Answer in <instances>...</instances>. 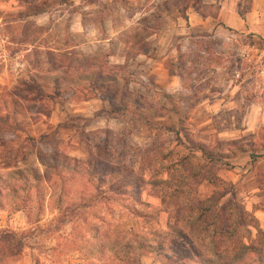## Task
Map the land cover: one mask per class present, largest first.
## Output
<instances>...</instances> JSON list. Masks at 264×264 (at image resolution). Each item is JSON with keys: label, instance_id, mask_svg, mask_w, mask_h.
I'll return each instance as SVG.
<instances>
[{"label": "rangeland", "instance_id": "374dc122", "mask_svg": "<svg viewBox=\"0 0 264 264\" xmlns=\"http://www.w3.org/2000/svg\"><path fill=\"white\" fill-rule=\"evenodd\" d=\"M38 4L42 13L28 10ZM49 51L65 68L50 64ZM90 69L113 73L115 84H92L90 93L79 89L83 81L63 84L35 101L25 93L46 73ZM186 136L222 154L233 143L263 153L264 0H0L1 174L43 172L38 160L52 152L129 169L138 196L108 195L110 203L97 205L101 226L121 237L166 230L178 207L188 217L224 191L220 204L231 201L254 220L255 229L240 232L249 243L264 231V161L243 154L206 163L190 154ZM90 190L56 183L36 229L5 205L0 232L23 247L2 264H87L65 244L70 224H57L54 205ZM129 264L161 262L142 254Z\"/></svg>", "mask_w": 264, "mask_h": 264}, {"label": "trees", "instance_id": "16d2710c", "mask_svg": "<svg viewBox=\"0 0 264 264\" xmlns=\"http://www.w3.org/2000/svg\"><path fill=\"white\" fill-rule=\"evenodd\" d=\"M41 6L33 5L28 10L37 15L43 12ZM180 15L187 22L184 13ZM49 53L50 64L53 61L56 66L59 63L62 69L65 68L56 58L59 55L56 56L52 51ZM50 74L38 77L41 83L32 80L26 86L25 93L30 94L33 101L42 99L48 90L58 93L63 84L79 88L80 81H83L84 85L79 89L90 93L92 84L116 82L113 73L96 69L75 74ZM122 93L131 96L126 90ZM12 103L16 105L19 102L12 100ZM126 109L123 107L122 110ZM151 128L156 132L169 130L156 124H151ZM185 138L190 154H198L206 163L225 162L243 154H247L251 163L264 161V147L260 150L263 153H259L255 146L248 150L246 145L233 143L228 155L187 136ZM38 165L43 168V172L38 166H28L13 170L6 176L0 173V210L7 205L15 212L24 213L28 223L36 229L45 209L44 200L48 190H54L58 182L87 183L91 187L89 193L76 199H63L60 195L54 205L57 224H70L69 239L65 244L82 254L87 264H129L142 254H153L161 264H264V247L257 241V238L264 237V231H257L255 238L245 243L240 232L246 227L255 229L254 220L231 201L220 204L228 194L224 191L219 190L197 207L189 209L191 213L188 217L182 216L183 209L178 207L175 224L166 230L146 236L128 232L121 237L115 231L101 226L103 223L97 205L102 204L100 199L110 203L112 199L108 195L123 196L128 193L130 196L126 200L131 201L134 196H138L140 181L129 169L112 167L95 159L82 161L57 152L41 157ZM22 247V242L16 240L15 234L0 232V264L14 256L20 258ZM13 252L17 255H13Z\"/></svg>", "mask_w": 264, "mask_h": 264}]
</instances>
